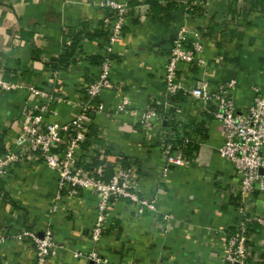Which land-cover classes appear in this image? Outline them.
I'll return each mask as SVG.
<instances>
[{"label": "crops", "instance_id": "crops-1", "mask_svg": "<svg viewBox=\"0 0 264 264\" xmlns=\"http://www.w3.org/2000/svg\"><path fill=\"white\" fill-rule=\"evenodd\" d=\"M100 1L0 0V78L17 85L0 87V157L18 147L23 109L41 102L29 86L61 98L50 102L48 122L67 123L78 114L84 88L100 71L111 18ZM116 1L129 5L112 50L110 79L119 88L105 89L97 98L102 110L92 115L77 153L81 166L101 167L100 174L107 178L120 166L132 164L141 177L142 194L151 196L165 145L171 143L168 123L191 127L184 138H191L196 148L187 151L188 141L181 138L183 164L170 167L159 193L158 211L168 214V221L158 212L138 218L136 205L114 199L99 251L110 264H229L224 253L236 218L238 179L231 163L219 154L223 137L218 124L182 89L166 87L164 65L186 12L188 26L201 31L205 66L199 71L181 65V83L187 86L202 76L213 88L234 78L236 105L247 106L252 86L264 90V0ZM124 95L136 113L117 110ZM165 100L164 110L159 105ZM150 108L157 109L163 121L154 120L148 127L137 124L138 116ZM194 125L201 127V137L191 135ZM67 191L59 189L54 168L35 154L27 155L0 178V228L25 226L41 233L48 225L61 248L45 264H88L73 253L91 248L95 195L88 189L73 195ZM248 210L264 215L263 192L251 195ZM255 240L263 246L264 233H257ZM0 264H35L31 244L9 240L0 245Z\"/></svg>", "mask_w": 264, "mask_h": 264}, {"label": "built area", "instance_id": "built-area-1", "mask_svg": "<svg viewBox=\"0 0 264 264\" xmlns=\"http://www.w3.org/2000/svg\"><path fill=\"white\" fill-rule=\"evenodd\" d=\"M102 7L111 12L107 23V37L102 53L97 77L84 88L85 99L77 102L78 114L67 123L48 122L45 118L50 102L59 103L61 98L45 92L31 85L28 87L32 95H36L41 102L21 113L20 141L16 150L7 149L0 157V178L6 176L11 167L23 160L27 155L35 154L43 162L54 168L59 175V189L68 188V194L73 195L79 189H88L95 195V218L88 237L91 248L86 252L75 251V258H84L88 264H110L109 258L100 253L98 244L105 232V224L111 201L126 199L137 207V217L148 212H158L159 218L166 222L169 215L158 211L157 201L163 190L165 178L171 166H180L184 161L182 153V139L170 137L171 143L165 145L163 164L160 167L159 177L151 196L142 194L140 187L141 177L132 164L120 166L107 178H102L103 169L92 168L86 170L81 166L78 151L87 137V130L92 122L89 111L94 113L102 110L97 100L105 89L117 90L119 87L110 79L112 64V50L116 40L121 37L126 24L129 5L116 0H101ZM184 22L179 26L173 39L170 52L164 65L163 81L169 89H182L191 100L199 103L201 111L209 115L221 130L223 143L219 154L231 163L238 184L234 192L236 198V218L232 223V230L228 232L224 253V260L229 264H264V245H256L257 233H264V215L250 214L248 203L253 193H264V90L252 86L253 97L251 102L239 108L234 99V90L237 81L234 78L218 82L212 88L209 81L202 77L195 79L189 85L181 83V65L188 70L204 68L202 57V34L195 25H189L190 16L185 12ZM0 87L13 89L17 85L8 83L0 78ZM165 108L168 101L159 105ZM118 111H132L130 100L125 95L117 105ZM163 115L154 108L146 109L138 116L136 123L148 127L157 121L161 123ZM165 129V128H164ZM169 132L168 129H165ZM187 142V138H183ZM263 172H260V171ZM60 191L55 199L60 198ZM52 210H56L54 204ZM252 223L258 224L255 234L251 231ZM228 227V226H227ZM226 227V228H227ZM9 240L28 242L31 244L35 264H45L56 257L61 245L55 241L50 226H46L39 233L28 227H19L15 230L0 228V245Z\"/></svg>", "mask_w": 264, "mask_h": 264}, {"label": "trees", "instance_id": "trees-1", "mask_svg": "<svg viewBox=\"0 0 264 264\" xmlns=\"http://www.w3.org/2000/svg\"><path fill=\"white\" fill-rule=\"evenodd\" d=\"M93 114H94L93 111H89L88 112L89 118H91ZM168 125L171 127L170 128L171 129V134L169 135V142L171 141L170 137H176V139L184 138V136H185V133L184 132H185V129L186 128L189 129V131L191 130V127H188V126L187 127L186 126H179L178 124H176L174 122H169ZM191 126H193V125H191ZM194 126H195V128H194V130H192L191 135L194 134V136L196 135V136L201 137V127H198L197 125H194ZM189 131H187L186 133H188ZM187 136H188V134H187ZM187 139H188V143H187V149L186 150L187 151L194 150L196 148V144L194 145L192 143V141L189 142V140L191 138L190 139L187 138ZM171 142H173V141H171ZM179 142H180V140H179ZM249 227H251V229H250L251 231H256L258 229V224L257 223H252L251 225H249Z\"/></svg>", "mask_w": 264, "mask_h": 264}, {"label": "water", "instance_id": "water-1", "mask_svg": "<svg viewBox=\"0 0 264 264\" xmlns=\"http://www.w3.org/2000/svg\"><path fill=\"white\" fill-rule=\"evenodd\" d=\"M260 172H263L262 170Z\"/></svg>", "mask_w": 264, "mask_h": 264}]
</instances>
